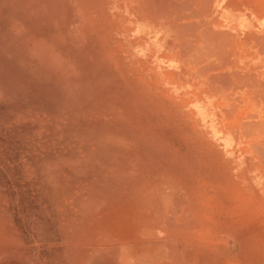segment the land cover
<instances>
[{
  "label": "rangeland",
  "instance_id": "obj_1",
  "mask_svg": "<svg viewBox=\"0 0 264 264\" xmlns=\"http://www.w3.org/2000/svg\"><path fill=\"white\" fill-rule=\"evenodd\" d=\"M114 1L0 0L1 247L31 256L37 240L55 264L45 247L62 221L115 224L166 183L187 191V264H264V172L250 179L245 159L264 153L218 139L200 105L152 84Z\"/></svg>",
  "mask_w": 264,
  "mask_h": 264
},
{
  "label": "bare ground",
  "instance_id": "obj_2",
  "mask_svg": "<svg viewBox=\"0 0 264 264\" xmlns=\"http://www.w3.org/2000/svg\"><path fill=\"white\" fill-rule=\"evenodd\" d=\"M223 1L115 0L116 24L129 38L155 87L200 105L218 139H236L239 149L246 147L241 149L245 155L264 153V59H256L250 48L252 41L263 43L264 33L254 31L252 17L244 14L236 17L237 35L222 31L221 19L227 17ZM235 40L240 41L239 49L234 48ZM258 49L264 52V47ZM245 159L250 179V170L264 172V163ZM187 196V191L164 183L140 209L115 224L87 216L62 221L60 242L45 248L60 253L55 264H187V245L192 239ZM94 202L84 207L92 209V204L98 205ZM144 244L160 245L165 258H154L157 250L144 253L139 248ZM3 245L0 242V264H52L39 260L44 244L37 240L31 256L30 250L27 255Z\"/></svg>",
  "mask_w": 264,
  "mask_h": 264
},
{
  "label": "crops",
  "instance_id": "obj_3",
  "mask_svg": "<svg viewBox=\"0 0 264 264\" xmlns=\"http://www.w3.org/2000/svg\"><path fill=\"white\" fill-rule=\"evenodd\" d=\"M222 6L225 8L224 11L227 12L225 14L227 17L221 19L223 21V27H224L221 29L222 31L229 32V33L232 32V34L237 35L239 30H238L237 25H236V17L241 16V14H244V15H249L252 17V20H253L252 21V27L254 28L253 29L254 31H256L258 33L259 32L264 33V0H224L222 3ZM236 7H237V9H236ZM234 27H235V29H234ZM226 29H227V31H226ZM245 30H247V29H245ZM238 41L235 40L234 48L239 49L240 41L239 42ZM250 44H251L250 48H252V49L256 48L255 49L256 51L253 49L251 52L253 54V56L256 59H262V57L264 59V52L260 53L259 52L260 49H258V47H261V48L264 47V41L262 43L261 41L256 40V41H252ZM235 52L238 55L239 51L236 50ZM255 62L257 63L258 60H255Z\"/></svg>",
  "mask_w": 264,
  "mask_h": 264
}]
</instances>
